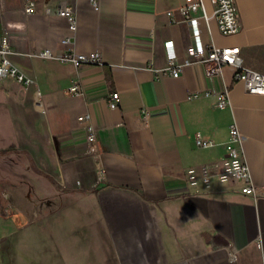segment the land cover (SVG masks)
<instances>
[{
  "label": "crops",
  "instance_id": "1",
  "mask_svg": "<svg viewBox=\"0 0 264 264\" xmlns=\"http://www.w3.org/2000/svg\"><path fill=\"white\" fill-rule=\"evenodd\" d=\"M60 1L35 0L25 15L23 0H0L8 58L32 80L0 79V133L20 150L10 155L22 156L16 177L42 174L61 196L80 199L70 207L86 215L72 230L82 247L57 248L56 264H264V94L245 92L230 65L221 76L193 63L178 77H155L150 67L166 65L167 42L178 61L189 57V23H173L168 14L179 19L183 0H97V9L90 0H65L75 10L73 30L64 17L44 11ZM202 1L207 18L200 10L195 16L203 45L237 46L244 66L264 72V0H235L241 28L229 35L219 31L213 3ZM65 36L70 43L63 45ZM43 49L98 52L102 64L75 67L34 55ZM74 81L82 95L68 92ZM224 86L229 107H216L214 94L186 96ZM110 91L119 93L114 109L106 101ZM85 112L95 128L91 142L76 119ZM232 121L245 136L256 196L241 192L238 180L211 174L190 184L184 176L190 166L216 170ZM196 133L215 145L196 146ZM10 173L15 178L14 167ZM14 244L5 255L0 245V264H14Z\"/></svg>",
  "mask_w": 264,
  "mask_h": 264
},
{
  "label": "built area",
  "instance_id": "2",
  "mask_svg": "<svg viewBox=\"0 0 264 264\" xmlns=\"http://www.w3.org/2000/svg\"><path fill=\"white\" fill-rule=\"evenodd\" d=\"M94 9L98 8L97 0H90ZM214 5L213 15L216 19L219 31L224 35L234 34L241 28V22L238 15L235 0H210ZM35 0H23L22 13L30 14L35 9ZM202 12L204 19L207 14L204 10L202 0H183V3L177 8L179 19L174 17L173 11L168 14L173 23L179 21H186L189 23V32L192 36L193 42L187 46L186 51L188 58L178 61L174 53L171 42L166 44V65L163 68L150 69L154 72L155 77L161 74H167L171 77H178L182 68L185 65L197 63L208 65L206 68V75L213 76L222 74V69L225 65H230L234 68L233 81L241 84L243 90L248 93L264 94V72L255 71L243 65L239 52V47H220L213 43L203 45L200 40L199 30L195 14L198 11ZM45 13L55 14L64 17L68 22V28L73 30L76 24V16L74 8L62 0L55 5L47 6ZM11 37L8 33L0 34V79L4 77H11L24 85H29L32 80L24 75L14 66L8 55L10 53ZM63 45L69 44L70 39L65 36L61 39ZM35 56L42 58H52L62 62H69L75 67L81 65H101L102 59L98 52L78 53L73 49L61 51L52 54L49 49H43L34 53ZM68 92L74 95H82L83 89L78 81H74L69 87ZM214 94L216 97L215 106L218 108L229 107L230 91L227 86H224L220 91H212L210 88L196 89L187 91V98H196L202 95ZM36 103H39V92L35 91ZM119 93L117 91H110L106 96V101L110 109L118 106ZM76 119L83 123L85 132V140L91 142L95 140V128L91 122V116L88 112L77 115ZM227 149L223 157L219 160L214 172L210 171V167L197 168L190 166L185 170L184 176L186 180L193 184L198 179L207 181L211 174H215L222 182L227 181H241V192L256 196L257 187L252 179L249 164L245 157L243 143L245 136L240 131L237 123L232 121L228 128ZM194 143L198 147H212L215 143L211 139L202 137L199 133L194 136ZM13 187L6 183L0 190V195L4 201L3 212L9 215L15 207V202L12 197ZM29 199V196H26ZM34 214L36 212L34 211Z\"/></svg>",
  "mask_w": 264,
  "mask_h": 264
},
{
  "label": "rangeland",
  "instance_id": "3",
  "mask_svg": "<svg viewBox=\"0 0 264 264\" xmlns=\"http://www.w3.org/2000/svg\"><path fill=\"white\" fill-rule=\"evenodd\" d=\"M15 146L12 136L0 133V150H8L7 153L0 154V190L6 183L10 184L13 187L12 197L15 202L12 212L6 215L3 212L4 201L0 195L2 253H8L9 244L16 239L12 249L14 264L21 261L23 264H56L57 248L69 252L71 245L82 247L84 240L73 234L72 230L78 229L76 223L80 216L82 222L86 220L85 212L79 207H70L77 205L80 199L61 196L58 194L56 183H50L42 174L31 170L30 177L17 178L16 176L22 173L18 168L22 164V156L10 155L11 147ZM11 167L15 168V178L10 173ZM5 261L1 260L3 264H7Z\"/></svg>",
  "mask_w": 264,
  "mask_h": 264
},
{
  "label": "trees",
  "instance_id": "4",
  "mask_svg": "<svg viewBox=\"0 0 264 264\" xmlns=\"http://www.w3.org/2000/svg\"><path fill=\"white\" fill-rule=\"evenodd\" d=\"M11 151L12 152H19L20 150H18V149H11ZM10 151V152H11ZM8 152V150H0V154H5V153H7Z\"/></svg>",
  "mask_w": 264,
  "mask_h": 264
}]
</instances>
